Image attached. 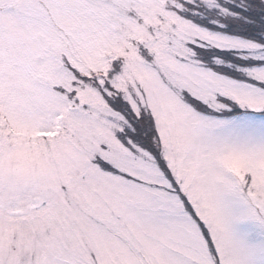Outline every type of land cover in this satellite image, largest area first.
Listing matches in <instances>:
<instances>
[{"label":"snow or ice","instance_id":"snow-or-ice-1","mask_svg":"<svg viewBox=\"0 0 264 264\" xmlns=\"http://www.w3.org/2000/svg\"><path fill=\"white\" fill-rule=\"evenodd\" d=\"M0 264H264V0H0Z\"/></svg>","mask_w":264,"mask_h":264}]
</instances>
